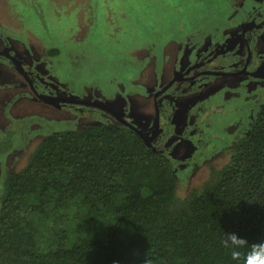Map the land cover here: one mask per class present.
Wrapping results in <instances>:
<instances>
[{"label": "trees", "instance_id": "obj_1", "mask_svg": "<svg viewBox=\"0 0 264 264\" xmlns=\"http://www.w3.org/2000/svg\"><path fill=\"white\" fill-rule=\"evenodd\" d=\"M250 123L187 195L130 129L51 132L3 183L0 264H239L226 233L264 239V107Z\"/></svg>", "mask_w": 264, "mask_h": 264}, {"label": "rangeland", "instance_id": "obj_2", "mask_svg": "<svg viewBox=\"0 0 264 264\" xmlns=\"http://www.w3.org/2000/svg\"><path fill=\"white\" fill-rule=\"evenodd\" d=\"M228 6L229 0H0V37L35 50L36 56L50 63L46 69L52 78L70 88L75 97L96 93L111 100L117 94L134 98L145 108L141 106L145 94L140 95L143 82L152 83L150 79L164 62L177 55L179 35L184 41ZM50 49H57L58 54H51ZM24 90L17 86L8 96L0 90V129L13 134L16 154L12 162L0 155V186L9 171L27 163L34 147L51 132L94 123L89 122L92 118L77 119L73 111L25 95ZM237 101L246 109L241 98ZM232 107L229 102L221 112V108L209 106L197 116V123L207 131L203 150L207 161L200 158V165L180 168L181 177L190 176L180 180L181 195L199 188L212 166L228 161L231 147H224L227 126L243 115ZM3 140L0 138V144Z\"/></svg>", "mask_w": 264, "mask_h": 264}, {"label": "flooded vegetation", "instance_id": "obj_3", "mask_svg": "<svg viewBox=\"0 0 264 264\" xmlns=\"http://www.w3.org/2000/svg\"><path fill=\"white\" fill-rule=\"evenodd\" d=\"M206 23L207 27L191 31L184 41L179 35L177 55L164 62L150 79L152 83L143 82L140 95L145 94L141 98L145 108L134 98L117 94L111 100L96 93L75 97L70 88L52 78L47 60L8 37H0V90L8 96L17 86L24 87L25 95L73 111L77 119L92 118L89 122L94 123L87 127L104 124L130 129L149 148L171 157L174 173L179 174L181 167L200 165V158L207 161L203 156L207 131L197 123V116L209 106L225 112L226 104L232 102L231 109L243 113L240 119L229 121L226 148L237 133L245 132L254 112L264 107V0H229L227 11ZM0 131L5 141L0 144V155L12 162L16 155L13 134L9 129ZM183 174L178 177L190 178Z\"/></svg>", "mask_w": 264, "mask_h": 264}, {"label": "clouds", "instance_id": "obj_4", "mask_svg": "<svg viewBox=\"0 0 264 264\" xmlns=\"http://www.w3.org/2000/svg\"><path fill=\"white\" fill-rule=\"evenodd\" d=\"M221 245L230 250V256L233 261L239 264H264V239L251 243L245 237L239 236L235 232H227L224 239L220 241ZM248 246L246 252L239 249Z\"/></svg>", "mask_w": 264, "mask_h": 264}]
</instances>
